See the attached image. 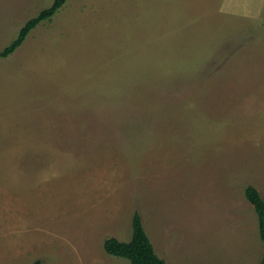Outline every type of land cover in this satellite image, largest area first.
I'll list each match as a JSON object with an SVG mask.
<instances>
[{
	"label": "rangeland",
	"instance_id": "1",
	"mask_svg": "<svg viewBox=\"0 0 264 264\" xmlns=\"http://www.w3.org/2000/svg\"><path fill=\"white\" fill-rule=\"evenodd\" d=\"M53 0H0V51ZM264 0H66L0 59V264H259Z\"/></svg>",
	"mask_w": 264,
	"mask_h": 264
},
{
	"label": "trees",
	"instance_id": "2",
	"mask_svg": "<svg viewBox=\"0 0 264 264\" xmlns=\"http://www.w3.org/2000/svg\"><path fill=\"white\" fill-rule=\"evenodd\" d=\"M65 2L66 0H53L50 7L42 10L35 17L26 21L20 28L16 38L0 51V59L7 58L11 55L23 43L28 33L38 23L49 20ZM244 197L250 203L256 215L258 236L262 243L260 264H264V201L259 192L249 185L244 190ZM103 249L109 255L127 260L129 264H168L156 255L143 228L141 217L137 212L133 214L131 219L130 239L127 242H121L114 238H108L103 243Z\"/></svg>",
	"mask_w": 264,
	"mask_h": 264
},
{
	"label": "crops",
	"instance_id": "3",
	"mask_svg": "<svg viewBox=\"0 0 264 264\" xmlns=\"http://www.w3.org/2000/svg\"><path fill=\"white\" fill-rule=\"evenodd\" d=\"M257 221V220H256ZM258 229V228H257ZM147 235V234H146ZM261 245H262V243H261ZM261 257H262V253H261ZM260 261H261V258H260ZM259 264H260V262H259Z\"/></svg>",
	"mask_w": 264,
	"mask_h": 264
}]
</instances>
